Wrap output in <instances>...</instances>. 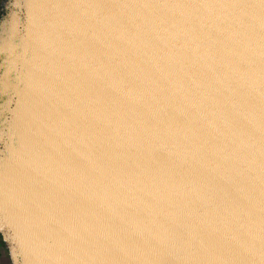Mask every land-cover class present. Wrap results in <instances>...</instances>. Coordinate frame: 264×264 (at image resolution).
<instances>
[{
  "label": "water",
  "instance_id": "obj_1",
  "mask_svg": "<svg viewBox=\"0 0 264 264\" xmlns=\"http://www.w3.org/2000/svg\"><path fill=\"white\" fill-rule=\"evenodd\" d=\"M10 264H264V0H0Z\"/></svg>",
  "mask_w": 264,
  "mask_h": 264
},
{
  "label": "crops",
  "instance_id": "obj_2",
  "mask_svg": "<svg viewBox=\"0 0 264 264\" xmlns=\"http://www.w3.org/2000/svg\"><path fill=\"white\" fill-rule=\"evenodd\" d=\"M0 264H10L4 248L0 245Z\"/></svg>",
  "mask_w": 264,
  "mask_h": 264
},
{
  "label": "rangeland",
  "instance_id": "obj_3",
  "mask_svg": "<svg viewBox=\"0 0 264 264\" xmlns=\"http://www.w3.org/2000/svg\"><path fill=\"white\" fill-rule=\"evenodd\" d=\"M1 245V244H0ZM2 246V245H1ZM3 247V246H2ZM4 248V247H3ZM5 250V249H4ZM5 252H6V250H5ZM6 254H7V252H6Z\"/></svg>",
  "mask_w": 264,
  "mask_h": 264
}]
</instances>
